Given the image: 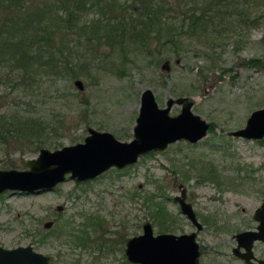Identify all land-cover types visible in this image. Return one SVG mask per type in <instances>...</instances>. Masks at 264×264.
I'll return each mask as SVG.
<instances>
[{
	"label": "rangeland",
	"instance_id": "374dc122",
	"mask_svg": "<svg viewBox=\"0 0 264 264\" xmlns=\"http://www.w3.org/2000/svg\"><path fill=\"white\" fill-rule=\"evenodd\" d=\"M244 12L245 24L216 35L177 36L174 46L160 45L159 38L126 42L123 50L101 39L94 47L80 42L70 56L85 64L77 77L83 89L66 74L42 76L46 82L37 91L23 90L13 79L0 83V116L68 120L60 135L48 133L41 139V146L50 149L83 141L89 125L109 130L120 140L131 139L146 87L153 90L159 106H165L170 96H191L192 110L212 122L207 134L194 143L175 141L165 150L150 151L132 165L112 167L90 180H66L42 192L1 191L0 245L31 244L49 255L50 264H128L125 239L142 232L145 220L152 222L155 233L163 224H170L174 233L195 229L172 199L179 192L177 184L183 183L203 223L197 235L199 263L244 264L231 252L233 234L257 224L252 214L264 197L260 143L264 137L247 139L226 131L243 126L252 109L264 106V0L252 1ZM4 16L0 9V22ZM96 16L93 8L81 21L88 23ZM180 108L174 103L169 113ZM23 142L10 136L0 145V168L28 167L26 160L39 149L30 151L31 145ZM211 160L221 184L199 173ZM92 215L101 222L89 227L97 240L94 246L80 247L75 236L88 229ZM204 216L211 221L204 222ZM50 220L51 227H45ZM254 251L264 257V244L256 241Z\"/></svg>",
	"mask_w": 264,
	"mask_h": 264
},
{
	"label": "trees",
	"instance_id": "16d2710c",
	"mask_svg": "<svg viewBox=\"0 0 264 264\" xmlns=\"http://www.w3.org/2000/svg\"><path fill=\"white\" fill-rule=\"evenodd\" d=\"M252 1L130 0L120 5L117 0H0V9L5 13L0 22V73L8 75L0 74V83L13 79L23 90L37 91L42 89L41 82H46L42 76L66 74L70 80L77 78L85 64L73 60L70 54L80 42L94 47V41L101 39L104 44L123 50L126 42L148 43L150 38H159L162 46H174L177 36L220 34L229 26L246 23L244 11ZM93 8L97 16L82 23L84 15ZM51 84L44 89L48 90ZM67 121L1 115L0 145L11 136L14 142L24 141L31 145L30 151H35L46 134L58 136L65 131ZM199 173L222 183L212 160L201 165ZM203 221L211 219L204 216ZM162 226L158 231L173 230L170 224Z\"/></svg>",
	"mask_w": 264,
	"mask_h": 264
},
{
	"label": "water",
	"instance_id": "95a60500",
	"mask_svg": "<svg viewBox=\"0 0 264 264\" xmlns=\"http://www.w3.org/2000/svg\"><path fill=\"white\" fill-rule=\"evenodd\" d=\"M164 66V65H163ZM83 89L80 78L74 80ZM180 104L176 114H170L172 104ZM190 96H170L165 106H159L150 87L142 90L140 105L132 127L133 137L120 140L112 132L87 127L83 141L64 144L50 149L39 148L35 157L28 158L27 168H0V192L6 189L20 192H42L52 189L66 180L80 181L93 178L112 166L121 168L137 161L139 155L149 150H163L169 143L179 139L195 142L204 137L209 129V121L192 110ZM231 136L247 139L264 137V106L254 108L248 114L243 126L227 130ZM182 195L175 196L180 210L195 225L198 220L193 206ZM256 229H246L234 234L237 246L233 252L247 264H264V258L253 253L254 240L264 242V197L254 209ZM196 230L183 233H155L150 221L142 225V232L132 235L126 243L125 253L130 262L137 264H199V243ZM240 246L244 251H240ZM0 264H50L49 256L37 251L31 244L5 247L0 245Z\"/></svg>",
	"mask_w": 264,
	"mask_h": 264
},
{
	"label": "flooded vegetation",
	"instance_id": "af4514ba",
	"mask_svg": "<svg viewBox=\"0 0 264 264\" xmlns=\"http://www.w3.org/2000/svg\"><path fill=\"white\" fill-rule=\"evenodd\" d=\"M188 96V95H187ZM191 97V96H190ZM208 121V120H207ZM210 123V122H209ZM134 125V124H133ZM90 126V125H89ZM88 127V126H87ZM94 127V126H93ZM133 127V126H132ZM209 127H210V125H209ZM96 128V127H95ZM209 130V129H208ZM203 138V137H202ZM84 139V138H83ZM119 139V138H118ZM130 140V139H129ZM179 140H186V139H179ZM200 140V139H199ZM178 141V140H177ZM187 141H189V140H187ZM198 141V140H197ZM78 142V141H77ZM175 142V141H174ZM189 142H191V141H189ZM196 142V141H195ZM171 143H173V142H171ZM171 143H169L168 145H170ZM191 143H194V142H191ZM168 145L163 149V150H165L167 147H168ZM45 147V146H44ZM61 147V146H60ZM48 148V147H47ZM150 151H155V150H149V151H147L146 153H148V152H150ZM156 151H158V150H156ZM159 151H162V150H159ZM145 153V154H146ZM142 155H144V154H142ZM141 155H139V157H140ZM138 157V158H139ZM138 158H137V160H138ZM137 161H135L134 163H136ZM134 163H132V164H134ZM132 164H127V165H125V166H123V167H121V168H124V167H126V166H129V165H132ZM112 167H115V168H118V167H116V166H112ZM112 167H110V168H112ZM109 168V169H110ZM108 170V169H107ZM106 170V171H107ZM105 172V171H104ZM104 172H102V173H104ZM102 173H100V174H102ZM100 174H98L97 176H99ZM185 175H188V174H186L185 173ZM97 176H94L93 178H95V177H97ZM93 178H89V179H84V180H80V181H85V180H90V179H93ZM70 180H72V179H70ZM75 181V180H74ZM80 181H78V182H80ZM177 187H178V189H179V192L178 193H176L175 195H173L172 196V199L178 204V207H179V211H180V213L181 214H183V215H185V217L191 222V220L186 216V214H184L183 212H181V210H180V206H179V202H178V200L177 199H175V196H181L182 195V191H184V195H183V197H184V200L185 201H187V202H190L191 203V201H189L188 199H187V189H186V186L183 184V183H178L177 184ZM191 205L193 206V204L191 203ZM58 208L59 209H61L62 208V205H59L58 206ZM194 209V208H193ZM195 211V210H194ZM196 213V212H195ZM196 216H197V214H196ZM176 218H177V214H176ZM197 218H198V216H197ZM101 219H103V218H101ZM254 219V218H253ZM198 220H199V218H198ZM203 220V219H202ZM255 220V219H254ZM88 229H82L81 231H80V234H79V236L77 235V236H75L76 238L75 239H77V240H75V244H77V245H79L80 247L82 246V247H87V246H94L95 245V241L97 240L96 238V236L91 232L92 230H90L89 229V227H90V225H92L94 228L95 227H97V226H100L101 225V222H100V219L99 218H97L96 216H89L88 217ZM146 221H150V220H145L143 223H145ZM174 221V220H173ZM200 221V220H199ZM256 221V220H255ZM151 222V221H150ZM201 222V221H200ZM205 222V221H204ZM257 222V221H256ZM52 223H53V220H50V221H46L45 223H44V226L45 227H51V225H52ZM143 223H142V225H143ZM192 223V222H191ZM151 224H152V222H151ZM193 224V223H192ZM201 224H202V227H203V223L201 222ZM257 225V224H256ZM256 225H255V227L254 228H246V229H256ZM152 226H153V224H152ZM193 226L195 227V225L193 224ZM202 227H201V229H202ZM201 229H199V230H201ZM246 229H243V230H246ZM194 230H196V227H195V229ZM199 230H196V232H197V234H196V240H197V235H198V231ZM243 230H239V231H236V232H234V234L235 233H237V232H240V231H243ZM90 231V232H89ZM192 231V230H191ZM160 232V231H159ZM161 232H165V231H161ZM166 232H168V231H166ZM170 232H172V231H170ZM190 232V231H189ZM158 233V232H157ZM174 233V232H173ZM181 233H183V232H181ZM139 234V233H138ZM177 234H179V233H177ZM234 234H233V236H234ZM131 237V236H130ZM130 237H128L127 239H125V242H124V246H123V255L125 256L124 258L126 259H124V261H127V262H130L129 260H128V258H127V256H126V253H125V248H126V243H127V240L130 238ZM234 238H235V236H234ZM256 241H261L263 244H264V242L262 241V240H254V242H253V246H252V249H253V253L255 254V251H254V244H255V242ZM198 242V241H197ZM199 243V242H198ZM237 244H238V242H237V239L235 238V244L231 247V252H232V254L236 257V258H238V259H240V260H242V262L244 263V264H247V262L244 260V258H242L241 256H239V255H237V254H235L234 252H233V247H235V246H237ZM3 246V245H2ZM6 247V246H5ZM199 249H200V245H199ZM239 250L240 251H244V247L243 246H240V248H239ZM200 253H201V250H200ZM47 255V254H46ZM47 256H49V255H47ZM199 256H200V254H199ZM255 256L257 257V258H264V257H261V256H257L256 254H255ZM76 261L78 262L79 261V259H76ZM49 262H50V257H49ZM133 263V262H132ZM135 264H137V263H135ZM200 264V263H199Z\"/></svg>",
	"mask_w": 264,
	"mask_h": 264
}]
</instances>
